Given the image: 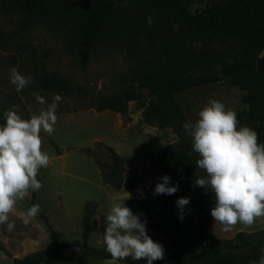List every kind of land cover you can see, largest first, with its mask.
Instances as JSON below:
<instances>
[{
  "label": "trees",
  "instance_id": "16d2710c",
  "mask_svg": "<svg viewBox=\"0 0 264 264\" xmlns=\"http://www.w3.org/2000/svg\"><path fill=\"white\" fill-rule=\"evenodd\" d=\"M10 1L30 19L66 20L81 56L100 45H109L140 62L131 76L133 84L101 97L95 108L124 113L130 101L147 98L142 111L145 122L157 129L170 128L177 135V140L166 145L153 161L161 173L174 177L205 175L203 169L196 167L199 156L192 151L191 138L182 127L189 120L174 98V93L184 89L221 80L238 87L244 91L241 102L246 107L236 113L237 126L253 128L258 142H264V53L260 55L264 49V0H218L196 13L189 9L192 0ZM149 16L151 26L146 22ZM226 40L230 43L221 48ZM37 81L42 89L55 94H65L69 89L67 80L57 72L42 73ZM4 111L0 109V123L4 122ZM104 148L110 164L99 162L96 157L95 162L103 178L120 189L122 158L113 147ZM85 151L93 157L92 151ZM136 184L134 174L126 187L131 189ZM208 192L195 185L196 220L188 230L181 226L167 199L162 202L158 218L151 213L148 202L139 205L149 228L164 234L169 241L163 259L154 260L153 264H247V260L248 264L259 263L262 245L257 238L264 236V229L239 230L232 237H218L210 229L213 218L209 209L215 197L210 189ZM92 214L93 209L87 206L80 239L61 242L47 217L39 213L48 228L49 242L42 249L12 257L10 264H41L75 248L112 259L105 248H94L88 242ZM0 251L10 256L1 239ZM237 251L247 254L239 258ZM119 262L144 264L143 258L131 257Z\"/></svg>",
  "mask_w": 264,
  "mask_h": 264
},
{
  "label": "rangeland",
  "instance_id": "374dc122",
  "mask_svg": "<svg viewBox=\"0 0 264 264\" xmlns=\"http://www.w3.org/2000/svg\"><path fill=\"white\" fill-rule=\"evenodd\" d=\"M213 1L218 0H192L189 9L196 13ZM229 43L230 40H226L221 48H226ZM263 53L264 49L260 55ZM142 56L146 57V53L143 52ZM139 64L124 50L109 45H100L81 56L66 20H33L25 17L12 1L0 0V109L14 108L22 117L29 118L41 107H46L36 101V95L50 103L56 94L40 87L37 76L42 73L57 72L67 80L69 86L68 92L60 95L62 99L56 109L54 131L51 135L43 131L40 133L41 150L49 155V165L37 173L42 187L37 191L29 190L28 195L17 200L9 213V221L14 222L11 231L5 225H0V239L10 252V256H7L0 251V264H10L12 257H21L47 245L48 228L39 213L47 217L61 242L80 239L87 206L93 209L88 242L94 248L104 249V217L110 204L118 198H126L127 192L130 198L124 200L125 205L146 219L147 234L162 244L164 254L168 239L149 228L139 205L148 202L151 213L158 218L162 202L167 199L178 218L175 200L188 197L189 204L183 211V218L178 220L185 230L194 223L197 207L194 179L198 176L168 175L170 183L178 184V190L171 195L153 194L158 178L165 175L153 165V161L166 145L177 140V135L170 128L157 129L145 122L142 111L147 105V98L130 101L124 113L95 108L101 97L119 93L131 86V76ZM12 67L22 74H30L32 78L20 92H16L9 82ZM243 95L244 91L221 80L181 90L174 93V98L189 122H195L199 110L210 100H218L226 109L237 113L246 107L241 102ZM107 145L113 147L123 161L120 189L113 188L103 178L95 162L96 157L99 162L110 164L104 148ZM86 149L95 156L87 155ZM134 174L137 184L128 189L126 184ZM31 201L39 205L40 212L25 226L21 214L31 206ZM210 229L218 237L224 238L232 237L239 230L256 232L264 229V216L254 218L251 225L237 222L227 231L220 222L212 220ZM257 239L264 250V236L260 235ZM262 250L261 258L264 257ZM245 254L236 252L239 258H244ZM41 264L122 263L75 248Z\"/></svg>",
  "mask_w": 264,
  "mask_h": 264
},
{
  "label": "clouds",
  "instance_id": "9594fccd",
  "mask_svg": "<svg viewBox=\"0 0 264 264\" xmlns=\"http://www.w3.org/2000/svg\"><path fill=\"white\" fill-rule=\"evenodd\" d=\"M148 26L152 18L146 17ZM31 75L10 69L9 82L16 92H20L30 81ZM36 101L46 107L29 118L22 117L14 108L3 112L0 123V225L11 231L14 222L9 221V213L19 199L37 191L42 185L36 178L41 168L49 165V155L41 150V131L52 134L57 121L56 109L61 101L59 94L47 103L44 97L36 95ZM191 138L192 151L197 153L196 167L205 175L194 179L196 186L214 194L213 206L209 209L214 221L227 231L240 222L251 225L256 217L264 216V142H258L257 132L245 125L237 126L236 113L226 109L218 100H210L198 112L195 122L182 125ZM191 154V153H190ZM168 175L158 178L153 194H174L178 184L170 183ZM209 193V192H208ZM113 201L107 211L106 227L102 243L114 261L131 257L144 264L162 260L164 249L159 241H154L146 232V219L134 213L124 200ZM143 197V193H140ZM189 204L188 197L175 200L178 219ZM40 207L32 204L21 214L22 223L27 226L38 215ZM264 251V250H262ZM259 264H264V257Z\"/></svg>",
  "mask_w": 264,
  "mask_h": 264
}]
</instances>
